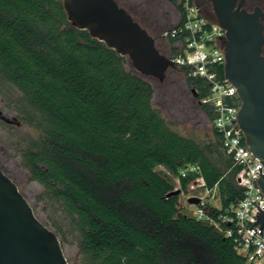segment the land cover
I'll return each instance as SVG.
<instances>
[{
  "label": "trees",
  "instance_id": "1",
  "mask_svg": "<svg viewBox=\"0 0 264 264\" xmlns=\"http://www.w3.org/2000/svg\"><path fill=\"white\" fill-rule=\"evenodd\" d=\"M203 14L215 19L208 6ZM181 18L180 3L179 21L164 31ZM182 39L167 37L171 46ZM180 54L172 46L168 57ZM167 72L183 81L212 125L213 108L201 103L206 82L185 66ZM0 82L26 106L22 119L37 137L22 149L23 165L76 233L81 264H251L231 237L184 213L180 193L166 197L173 185L155 170L178 175L180 192L199 175L219 198V209L208 206L207 213H226L242 189L218 132L211 127V140L199 144L174 131L152 104L150 77L71 26L60 0H0ZM188 164L198 172L180 177Z\"/></svg>",
  "mask_w": 264,
  "mask_h": 264
},
{
  "label": "water",
  "instance_id": "2",
  "mask_svg": "<svg viewBox=\"0 0 264 264\" xmlns=\"http://www.w3.org/2000/svg\"><path fill=\"white\" fill-rule=\"evenodd\" d=\"M71 26L87 30L140 74L163 81L175 61L160 53L154 38L115 0H60ZM216 23L225 30L224 76L241 101L237 122L252 154L262 163L257 180L264 194V14L235 7V0H210ZM0 119L8 122L0 110ZM180 193L173 189L166 197ZM186 202L196 205L199 198ZM264 229V210L257 218ZM0 264H69L56 233L44 225L17 185L0 169Z\"/></svg>",
  "mask_w": 264,
  "mask_h": 264
},
{
  "label": "built area",
  "instance_id": "3",
  "mask_svg": "<svg viewBox=\"0 0 264 264\" xmlns=\"http://www.w3.org/2000/svg\"><path fill=\"white\" fill-rule=\"evenodd\" d=\"M182 18L178 25L170 31L162 32V36H182L181 54L172 57L177 66H185L188 75L203 79L208 86V93L201 103L212 106L214 117L212 127L221 137V147L232 164L237 167L234 180L242 189V197L231 205L226 213H219L213 218L207 213L218 198L214 186L208 189L198 175L191 181L190 189H200L203 194H192L199 198L196 205L191 206V213L200 220L212 224L224 236L231 237L238 254L247 263L264 264V229L260 228L257 218L264 210V194L257 180L262 171V163L255 157L244 140V134L237 122L241 105L236 87L224 76L225 57L223 47L226 42L225 30L215 20L207 18L195 0H180ZM198 172V167L188 164L180 170V177ZM193 182L196 185H193ZM189 197V196H188ZM219 200V198H218Z\"/></svg>",
  "mask_w": 264,
  "mask_h": 264
},
{
  "label": "rangeland",
  "instance_id": "4",
  "mask_svg": "<svg viewBox=\"0 0 264 264\" xmlns=\"http://www.w3.org/2000/svg\"><path fill=\"white\" fill-rule=\"evenodd\" d=\"M125 6L133 16L144 25L156 39V43L166 56L170 55L171 47L180 49V41L172 46L167 38L162 36L165 29L173 27L179 21L177 12L167 0H117ZM197 1V0H195ZM264 5V0H261ZM154 87L152 104L168 122L169 126L179 134L190 137L199 144L211 140V123L192 100L183 81L167 72L163 82L150 77ZM22 101L11 87L0 82V110L9 121L0 119V168L16 183L26 197L37 217L48 228L55 231L69 264H81L77 249V235L67 224L59 210H54L50 202L44 197L42 185L31 179L21 159V151L30 140L37 137V131L22 119L25 109ZM161 175L166 176L173 185L179 188V177L164 166L155 168ZM191 182L184 192L179 194L182 211L191 214V206L186 199L192 194H203L200 189H190ZM195 186L196 183L193 182ZM220 206L218 198L213 202ZM56 209V208H55ZM56 222L60 230L53 223Z\"/></svg>",
  "mask_w": 264,
  "mask_h": 264
},
{
  "label": "flooded vegetation",
  "instance_id": "5",
  "mask_svg": "<svg viewBox=\"0 0 264 264\" xmlns=\"http://www.w3.org/2000/svg\"><path fill=\"white\" fill-rule=\"evenodd\" d=\"M167 1L173 4L175 10L179 12L180 0H167ZM199 1L203 4V6L205 7L208 6L213 11V5L210 0H199ZM239 3H241V8H244L247 12L252 13L254 9L258 7L261 10V12L264 14V5L261 3V0H235V7H237ZM203 6L201 5L200 7L202 12H203ZM258 19L263 25L262 33L264 35V18L259 17ZM261 54L264 56V43L262 45Z\"/></svg>",
  "mask_w": 264,
  "mask_h": 264
}]
</instances>
